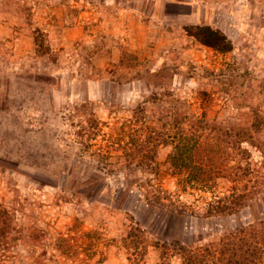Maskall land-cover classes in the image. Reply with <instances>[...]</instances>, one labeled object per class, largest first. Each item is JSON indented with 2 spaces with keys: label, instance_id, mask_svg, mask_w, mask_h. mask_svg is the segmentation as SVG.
Wrapping results in <instances>:
<instances>
[{
  "label": "rangeland",
  "instance_id": "obj_1",
  "mask_svg": "<svg viewBox=\"0 0 264 264\" xmlns=\"http://www.w3.org/2000/svg\"><path fill=\"white\" fill-rule=\"evenodd\" d=\"M203 25L231 49L188 35ZM160 122L215 128L239 180L168 170ZM232 187L252 207L208 216ZM260 197L264 0H0V264H182L180 245L264 262Z\"/></svg>",
  "mask_w": 264,
  "mask_h": 264
},
{
  "label": "trees",
  "instance_id": "obj_2",
  "mask_svg": "<svg viewBox=\"0 0 264 264\" xmlns=\"http://www.w3.org/2000/svg\"><path fill=\"white\" fill-rule=\"evenodd\" d=\"M188 35L193 37L200 44L210 47L218 52H227L231 49V45L228 42L227 38L218 30H214L209 26H193L188 28ZM157 129L154 131L150 137L155 145H167L170 146V152L168 153L164 165L170 171H175L178 174H183L185 177L186 183H209L215 181L222 173V178L220 180H227V177L232 176V180L238 179L239 172L230 171L223 172L219 167L221 165L224 155L221 153V148L219 145V135L217 134L215 128H211L213 132L208 136L200 128L194 132H188L185 126L181 123H168L160 122L157 124ZM210 133V132H209ZM207 139L203 142V138ZM241 145V144H240ZM241 147V146H240ZM238 146L240 151L241 148ZM69 175V174H68ZM124 179H126L125 192H133L134 190L139 191V197L144 198V203L148 205L149 208H152V199L148 193H144L143 189L139 187L137 180H130L128 174H123ZM239 180V179H238ZM86 193V197L92 200V197H95L98 194V190L89 193V190ZM244 189L238 193V190L234 187L226 192L224 197H218L216 205L214 207V214L209 213L208 216L217 217L228 216L234 213L241 211L244 208H251V204H248V201H251L253 198L252 194ZM157 198V197H155ZM115 199V198H114ZM120 199L119 197L114 200V208L121 209L124 212H131L128 208V201ZM264 201V197L257 198L255 200L256 204H261ZM120 205L119 207H117ZM165 211V210H164ZM243 229L240 230V232ZM178 245V244H177ZM178 249L182 255V264H215L214 260L205 259V256L199 252H195L193 249L185 248L180 245ZM236 251H233L235 255ZM210 254V253H209ZM240 254L239 264H264L256 256L257 251L254 249L252 254L253 258L247 260L246 256ZM158 264H168L164 262L163 257Z\"/></svg>",
  "mask_w": 264,
  "mask_h": 264
}]
</instances>
